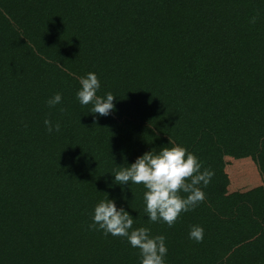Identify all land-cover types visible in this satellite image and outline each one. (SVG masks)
<instances>
[{"label": "trees", "instance_id": "obj_1", "mask_svg": "<svg viewBox=\"0 0 264 264\" xmlns=\"http://www.w3.org/2000/svg\"><path fill=\"white\" fill-rule=\"evenodd\" d=\"M88 73L108 116L77 99ZM176 145L215 176L169 228L113 175ZM107 199L166 237L165 264H264V0H0V264H140L89 228Z\"/></svg>", "mask_w": 264, "mask_h": 264}, {"label": "clouds", "instance_id": "obj_2", "mask_svg": "<svg viewBox=\"0 0 264 264\" xmlns=\"http://www.w3.org/2000/svg\"><path fill=\"white\" fill-rule=\"evenodd\" d=\"M256 20L257 17L254 16L250 22L255 24ZM79 83L81 88L77 92V99L82 106L92 104L93 115L108 116L115 109L113 101L116 97L111 92L106 98L97 96L101 85L95 73L81 77ZM62 99V95L56 93L46 103L49 108H54L62 103ZM44 125L49 134L61 129L58 122L53 124L48 118L44 120ZM113 176L116 185H143L145 212L149 223L163 222L171 228L182 213L194 211L205 201L202 187L210 185L215 172L208 168L202 171V164L197 156L176 145L164 147L158 153L155 150L145 153L130 166L121 167ZM134 222L135 219L124 208L118 209L114 200L107 199L96 205L93 223L89 228L103 231L105 236L111 234L113 237L126 238L134 249L139 250L140 264H165L168 253L166 237H153L151 229L147 227L133 229ZM189 239L202 243L204 229L192 226Z\"/></svg>", "mask_w": 264, "mask_h": 264}, {"label": "rangeland", "instance_id": "obj_3", "mask_svg": "<svg viewBox=\"0 0 264 264\" xmlns=\"http://www.w3.org/2000/svg\"><path fill=\"white\" fill-rule=\"evenodd\" d=\"M254 174H255V172H254ZM255 176H256V174H255ZM259 177H260V175H258ZM251 177H253V175H251ZM257 177V176H256ZM253 178H255V177H253Z\"/></svg>", "mask_w": 264, "mask_h": 264}]
</instances>
